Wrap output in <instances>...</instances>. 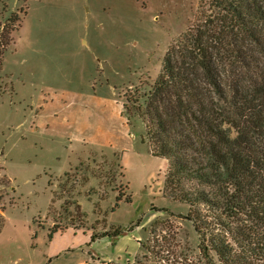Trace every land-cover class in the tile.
<instances>
[{"label": "rangeland", "instance_id": "obj_1", "mask_svg": "<svg viewBox=\"0 0 264 264\" xmlns=\"http://www.w3.org/2000/svg\"><path fill=\"white\" fill-rule=\"evenodd\" d=\"M199 4L0 0L4 21L21 16L0 78V264H157L153 246L166 264L216 262L164 195L168 160L136 110Z\"/></svg>", "mask_w": 264, "mask_h": 264}, {"label": "trees", "instance_id": "obj_2", "mask_svg": "<svg viewBox=\"0 0 264 264\" xmlns=\"http://www.w3.org/2000/svg\"><path fill=\"white\" fill-rule=\"evenodd\" d=\"M20 21L0 14V78ZM136 107L151 153L168 160L164 195L189 206L202 254L264 264V0H200Z\"/></svg>", "mask_w": 264, "mask_h": 264}, {"label": "crops", "instance_id": "obj_3", "mask_svg": "<svg viewBox=\"0 0 264 264\" xmlns=\"http://www.w3.org/2000/svg\"><path fill=\"white\" fill-rule=\"evenodd\" d=\"M101 238V237H100Z\"/></svg>", "mask_w": 264, "mask_h": 264}]
</instances>
